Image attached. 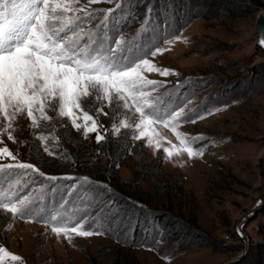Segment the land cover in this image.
Segmentation results:
<instances>
[{
    "label": "rangeland",
    "instance_id": "1",
    "mask_svg": "<svg viewBox=\"0 0 264 264\" xmlns=\"http://www.w3.org/2000/svg\"><path fill=\"white\" fill-rule=\"evenodd\" d=\"M130 3L134 7L122 6L131 13L123 23L128 37L140 27L149 6L154 27L166 24L168 32L181 37L164 44L167 50L162 54L149 57L158 67L177 73L167 77L146 73L164 82L155 95L167 98L171 93L173 101L181 104L190 99L186 111L193 116L222 109L179 129L204 138L200 141L204 155L166 157L164 148L178 141L162 125L156 126L161 138L158 149L147 146V137L133 141V129L121 128L114 134L113 124L119 125L125 110L94 99L85 106L104 136L99 143L96 132L85 138L83 128H73L67 116L56 113L44 122L48 139L42 142L41 130L31 129L26 114L21 115L16 142L5 136L4 144L45 174L25 178L28 187L21 194L33 190L37 195L41 183L47 189L61 186L45 197L44 203L51 204L53 197L59 201L61 192L66 195V186L76 179L48 181L46 177H88L94 183L87 186L103 191V199L112 200L126 220L119 238L74 236L70 244L43 223L13 220L0 210V246L21 256L25 264H264V206L241 227L243 235L237 231L264 183V52L256 46L255 30L258 14H264V0ZM33 179L37 183H31ZM68 199L72 202V197ZM125 233L127 242H119ZM154 237L162 238L154 243ZM169 253L170 261L161 258Z\"/></svg>",
    "mask_w": 264,
    "mask_h": 264
},
{
    "label": "snow or ice",
    "instance_id": "2",
    "mask_svg": "<svg viewBox=\"0 0 264 264\" xmlns=\"http://www.w3.org/2000/svg\"><path fill=\"white\" fill-rule=\"evenodd\" d=\"M100 3L114 6L93 7ZM126 3L134 7L130 0H0V210L10 213L13 220L43 223L70 244L74 236L111 234L119 238L126 214L120 213L112 200H104L99 188L88 187L94 183L88 177H46L48 181L76 179V183L66 186V195L61 192L59 201L53 197L51 204L44 203L45 197L61 186L47 189L41 183L37 195H33V190L22 195L28 187L25 178L34 173L41 177L45 174L32 163L21 161L19 153L14 154L4 144L5 136L16 142L18 117L26 114L29 127L41 130L38 138L42 142L48 139L43 133L44 122L53 120L50 113H56L67 116L73 128H83L85 138L96 132L99 143L104 136L85 102L103 101L125 110L119 125L113 124L114 134L121 128L133 129L130 137L133 141L147 137V146L158 149L161 138L156 126L162 125L178 141L171 148H164L166 157L186 153L192 159L204 155L205 147L200 146L204 138L179 129L222 110L215 108L193 116L186 111L190 99L181 104L173 101L171 93L167 98L155 95L165 86L164 82L150 79L146 73L163 77L177 73L158 67L149 57L162 54L167 50L164 44L171 45L181 37L168 32L166 24L154 27L150 23L151 6L140 27L128 37L123 31V23L131 15L122 7ZM260 44L264 46V35ZM81 119L83 124L77 122ZM44 150L52 154L48 147ZM31 183L37 182L33 179ZM102 188L111 191L107 185ZM68 197H72V202ZM126 237L127 233L119 242L126 243ZM161 238L154 237L153 242L159 243ZM148 250L153 249L148 246ZM161 258L170 261L172 254ZM0 264H25V261L0 246Z\"/></svg>",
    "mask_w": 264,
    "mask_h": 264
},
{
    "label": "water",
    "instance_id": "3",
    "mask_svg": "<svg viewBox=\"0 0 264 264\" xmlns=\"http://www.w3.org/2000/svg\"><path fill=\"white\" fill-rule=\"evenodd\" d=\"M255 30H256V46L264 52V46H261L260 44V39L262 37V35H264V14H258L256 21H255ZM263 163H264V159H263ZM258 202H260L258 204ZM264 206V183H263V187L261 189V194L257 200V202L255 203V205L253 206V208L247 213L245 214L240 222H239V227L240 231L239 234L243 235L242 230H241V225L243 226L245 223H247L252 217H254L257 212ZM242 233V234H241Z\"/></svg>",
    "mask_w": 264,
    "mask_h": 264
},
{
    "label": "trees",
    "instance_id": "4",
    "mask_svg": "<svg viewBox=\"0 0 264 264\" xmlns=\"http://www.w3.org/2000/svg\"><path fill=\"white\" fill-rule=\"evenodd\" d=\"M140 147H141V144H140ZM88 151L91 153V151L88 149ZM108 154V153H107ZM119 160V159H118ZM116 162H118V161H116Z\"/></svg>",
    "mask_w": 264,
    "mask_h": 264
},
{
    "label": "bare ground",
    "instance_id": "5",
    "mask_svg": "<svg viewBox=\"0 0 264 264\" xmlns=\"http://www.w3.org/2000/svg\"><path fill=\"white\" fill-rule=\"evenodd\" d=\"M260 14H262V13H260Z\"/></svg>",
    "mask_w": 264,
    "mask_h": 264
}]
</instances>
